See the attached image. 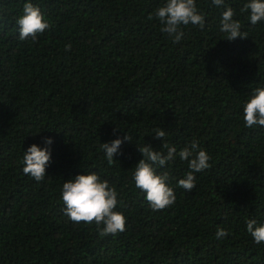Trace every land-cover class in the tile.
I'll list each match as a JSON object with an SVG mask.
<instances>
[{
  "label": "trees",
  "instance_id": "1",
  "mask_svg": "<svg viewBox=\"0 0 264 264\" xmlns=\"http://www.w3.org/2000/svg\"><path fill=\"white\" fill-rule=\"evenodd\" d=\"M26 2L52 25L35 42L19 39ZM245 2L225 5L247 39L226 40L224 7L196 0L203 29L189 24L173 43L148 19L165 0H0V264H264V243L246 231V220L264 224V127L243 120L264 87V21L252 25ZM44 138L51 160L36 182L23 155ZM117 138L109 165L100 145ZM193 139L211 167L191 192L177 186L186 161L156 168L176 201L152 211L132 179L138 148L179 151ZM93 171L118 192L122 233L101 236L63 214V182ZM217 228L228 235L217 239Z\"/></svg>",
  "mask_w": 264,
  "mask_h": 264
},
{
  "label": "clouds",
  "instance_id": "2",
  "mask_svg": "<svg viewBox=\"0 0 264 264\" xmlns=\"http://www.w3.org/2000/svg\"><path fill=\"white\" fill-rule=\"evenodd\" d=\"M216 7H224L220 18V31L226 35V40L234 41L237 38L247 39V32L241 31L239 20L233 19L235 10L225 5V0H211ZM241 13H248V20L252 25L264 21V0H247L240 8ZM155 18L160 24V31L167 34L173 43H179L184 37L183 28L189 24L203 29L205 16L198 11L196 0H165L162 6L155 9L148 19ZM19 39L24 41L29 37L33 42L38 35L49 30L52 25L45 19L39 7L31 2L23 5L22 15L16 19ZM71 45H65V51H70ZM243 120L245 127H264V87H256L243 105ZM154 139L164 140L166 133L157 127ZM125 141H131L127 135ZM122 140L117 138L111 143L101 144L109 165L115 160ZM51 138H44L45 147L36 144L30 145L23 155V173L31 176L36 182H41L46 176V168L51 160ZM164 151H156L150 145L145 144L138 148L143 157L132 174L135 187L143 192L145 200L152 211H161L171 207L176 201L175 191L169 186L167 172L157 174L156 168L165 166L168 162L179 157L186 161L189 171L177 181V186L185 192H191L196 186L195 173H199L211 167V157L200 148L199 142L193 139L185 147L177 151L175 146L168 143L162 144ZM154 165L156 167H154ZM60 198L63 202V214L68 219L79 224H95L101 236L116 235L125 231L126 217L116 211L120 200L114 186H110L106 179L96 172H88L86 175H76L73 179L63 182ZM246 231L257 244L264 243V224H258L255 219L246 220ZM228 235L223 228H217L215 236L221 239Z\"/></svg>",
  "mask_w": 264,
  "mask_h": 264
}]
</instances>
